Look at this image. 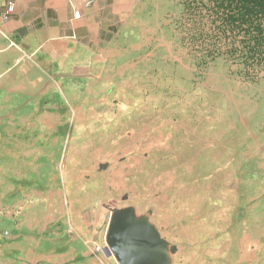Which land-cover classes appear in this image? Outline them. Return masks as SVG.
Listing matches in <instances>:
<instances>
[{
	"label": "rangeland",
	"instance_id": "obj_1",
	"mask_svg": "<svg viewBox=\"0 0 264 264\" xmlns=\"http://www.w3.org/2000/svg\"><path fill=\"white\" fill-rule=\"evenodd\" d=\"M147 1V25L118 18L15 94L31 128L28 145H0V177L21 158L1 185L19 199L0 200V264H121L120 216L159 264H264V78L200 67L179 42L180 0Z\"/></svg>",
	"mask_w": 264,
	"mask_h": 264
},
{
	"label": "crops",
	"instance_id": "obj_2",
	"mask_svg": "<svg viewBox=\"0 0 264 264\" xmlns=\"http://www.w3.org/2000/svg\"><path fill=\"white\" fill-rule=\"evenodd\" d=\"M148 8L147 0H0V145L7 144V150L20 147V137L31 128L19 127L20 120L30 117V110L29 105L16 110L15 94H31L38 86L37 75L48 71L49 64L75 56L83 59L86 44L91 41L100 46V41L114 33L118 18L122 26L123 17L140 15V23L147 25L142 16L148 17ZM18 87L26 91L16 90ZM33 103L35 111V99ZM32 128L35 134L36 128ZM23 142L29 144L26 139ZM19 161L21 158L4 161L0 200L19 199L15 191L4 192L1 187L5 176H19Z\"/></svg>",
	"mask_w": 264,
	"mask_h": 264
},
{
	"label": "trees",
	"instance_id": "obj_3",
	"mask_svg": "<svg viewBox=\"0 0 264 264\" xmlns=\"http://www.w3.org/2000/svg\"><path fill=\"white\" fill-rule=\"evenodd\" d=\"M176 30L200 67L223 59L242 78H264V0H180Z\"/></svg>",
	"mask_w": 264,
	"mask_h": 264
},
{
	"label": "water",
	"instance_id": "obj_4",
	"mask_svg": "<svg viewBox=\"0 0 264 264\" xmlns=\"http://www.w3.org/2000/svg\"><path fill=\"white\" fill-rule=\"evenodd\" d=\"M108 240L111 245L109 253L114 251L121 264H159L151 253L153 239L132 226L124 216L112 221Z\"/></svg>",
	"mask_w": 264,
	"mask_h": 264
},
{
	"label": "built area",
	"instance_id": "obj_5",
	"mask_svg": "<svg viewBox=\"0 0 264 264\" xmlns=\"http://www.w3.org/2000/svg\"><path fill=\"white\" fill-rule=\"evenodd\" d=\"M11 7H13L12 3L10 4ZM11 44L15 45V42H11Z\"/></svg>",
	"mask_w": 264,
	"mask_h": 264
}]
</instances>
